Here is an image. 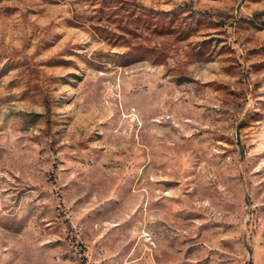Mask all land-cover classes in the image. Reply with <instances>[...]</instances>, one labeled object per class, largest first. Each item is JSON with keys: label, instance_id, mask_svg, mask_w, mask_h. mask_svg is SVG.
I'll return each instance as SVG.
<instances>
[{"label": "rangeland", "instance_id": "rangeland-1", "mask_svg": "<svg viewBox=\"0 0 264 264\" xmlns=\"http://www.w3.org/2000/svg\"><path fill=\"white\" fill-rule=\"evenodd\" d=\"M0 264H264V0H0Z\"/></svg>", "mask_w": 264, "mask_h": 264}]
</instances>
